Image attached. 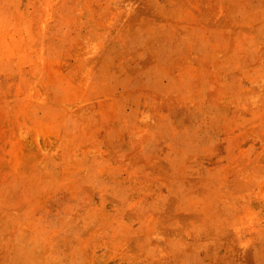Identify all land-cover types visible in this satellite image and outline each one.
<instances>
[{"label":"rangeland","instance_id":"1","mask_svg":"<svg viewBox=\"0 0 264 264\" xmlns=\"http://www.w3.org/2000/svg\"><path fill=\"white\" fill-rule=\"evenodd\" d=\"M0 264H264V0H0Z\"/></svg>","mask_w":264,"mask_h":264}]
</instances>
